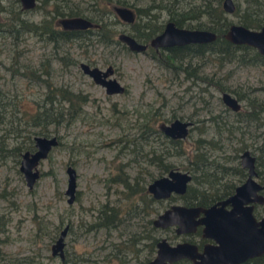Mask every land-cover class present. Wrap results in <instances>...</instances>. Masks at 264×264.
<instances>
[{"label":"rangeland","instance_id":"obj_1","mask_svg":"<svg viewBox=\"0 0 264 264\" xmlns=\"http://www.w3.org/2000/svg\"><path fill=\"white\" fill-rule=\"evenodd\" d=\"M231 1L229 11L222 0H0V264H119L110 255L116 246L133 259L145 253L148 235L190 238L150 223L170 204L189 199L149 202L138 200L139 192L127 195L125 182L138 190L167 175L159 163L186 172L187 189L212 195L239 178L235 154L247 149L264 184V56L216 38L223 22L218 8L236 23L245 6V0ZM110 2L131 8L133 19L114 16L105 8ZM53 7L92 25L42 35ZM171 13L179 25L208 29L215 38L156 53L135 51L119 39L143 44L144 32L155 34ZM82 63L109 66L108 77L122 90L107 93ZM59 88L85 96L63 118L57 108L66 109V102L57 94L48 101ZM223 93L237 101L236 110ZM153 116L158 131L145 136ZM174 119L189 123L184 136L172 138L159 128ZM35 136L55 137L56 144L39 159L28 186L20 161L36 149ZM68 166L75 171L71 201ZM260 210L264 205L257 215ZM64 228L61 251L53 254Z\"/></svg>","mask_w":264,"mask_h":264},{"label":"water","instance_id":"obj_2","mask_svg":"<svg viewBox=\"0 0 264 264\" xmlns=\"http://www.w3.org/2000/svg\"><path fill=\"white\" fill-rule=\"evenodd\" d=\"M25 5L32 3V0H23ZM222 7L225 10L233 9L231 0H222ZM113 9L122 19L132 20L133 10L125 5H114ZM58 22L63 28L86 27L92 25V22L78 15L61 16ZM224 37L234 44L250 45L258 50L259 53L264 54V23L259 28H252L242 23H230L225 31ZM215 38L214 32L205 28H190L176 25L172 20L167 21L163 30L159 34L152 37L149 41L150 46L154 48L166 47L171 45H183L187 43H203L211 41ZM119 39L125 41L131 49L135 51L144 50L147 45L136 42L133 38L121 35ZM84 73L91 76L92 79L99 85L103 86L107 93H114L121 91L119 83L108 77L111 72L108 66L106 70H101L96 66L90 67L86 64H81ZM225 104L236 110L239 105L237 101L226 93L222 94ZM188 122L174 119L170 123L160 124L161 131L171 137H182L187 132ZM35 147L33 152L25 151L22 154L20 161V170L24 173L27 180V185L31 186L33 180L37 176L35 166L40 158H43L49 148L56 144L55 137L35 136ZM244 161H247L249 174L247 177V185L244 184L236 188L234 195L227 197L218 202L220 207H216L217 203L204 208L201 206H184L180 204H173L165 209L162 213L157 215L153 220V224L160 227H165L170 224H178L177 232H182L187 228L186 224L190 225V230L195 224H204V236H208L216 240L218 245H206L202 253L194 252V247L188 243H177L170 245L165 238H162L157 243V250L155 257L150 260L148 264H169L174 260H179L184 256H191V258L198 257V264H218L236 263L244 258H251L260 256L264 253V216L257 220L251 214V206L243 207L244 213L239 218H234L233 214L238 211V207L246 201L247 203L253 199L250 195L255 196V191L259 184L256 183L251 176L253 175V159L248 150L242 152ZM68 174L67 186L65 194L69 196L68 201H71L75 190V171L72 167L66 168ZM189 180V175L180 170H170L167 175L158 177L148 184V190L155 197H166L172 191H182ZM247 188V192H246ZM247 193V194H246ZM231 203L232 209L226 210L224 206ZM242 207V206H240ZM200 212L204 215L197 221L193 220ZM244 231L246 235L243 234ZM66 232L64 228L54 245H52V253L55 254L57 250L61 251L63 236Z\"/></svg>","mask_w":264,"mask_h":264},{"label":"flooded vegetation","instance_id":"obj_3","mask_svg":"<svg viewBox=\"0 0 264 264\" xmlns=\"http://www.w3.org/2000/svg\"><path fill=\"white\" fill-rule=\"evenodd\" d=\"M114 5H118V4H110V7H111V10H113L112 12H113V14L115 15V13H116V11L113 9V6ZM115 12V13H114ZM63 16H65V15H63ZM66 16H70V15H66ZM116 16H118L119 17V15L116 13ZM172 16H173V13H171V15L168 17V19H166L165 21H164V23L162 24V26H161V28L160 29H158L156 32H155V34L154 35H152L149 39H144V42H143V44H146L147 45V48H150V49H152L155 53L159 50V49H162V48H165V49H168V50H175L176 48H182V47H185V45H187V44H183V45H171V46H166V47H158V48H154V47H152V46H150V44H149V41H150V39L152 38V37H154L155 35H157V34H159V32L161 31V30H163V28H164V26H165V24H166V22L167 21H171L172 20ZM61 16H59L58 18H60ZM58 18L54 21V25L56 26V27H59V28H61V29H69V28H63L61 25H60V23L58 22ZM120 19H121V17H119ZM176 25H178V26H181V25H179V24H177L174 20H172ZM45 23V21L42 23V25L41 26H43V24ZM236 23H239V22H236ZM229 24H230V22L228 23V25H227V27H226V29L228 28V26H229ZM261 26V25H260ZM260 26H258V27H252V28H259ZM185 27V26H184ZM190 28H202V27H193V26H191ZM226 29L222 32V35H218V34H216V38H218V39H223V40H225V41H228L225 37H224V34H225V31H226ZM230 42V41H229ZM231 43V42H230ZM188 44H195V45H197V44H200V43H188ZM247 47H250L251 48V46L250 45H246ZM252 48H254V47H252ZM257 52L256 53H258L260 56H264V54H261V53H259L258 52V50L256 49V48H254ZM142 51H144V50H142ZM139 52V51H138ZM105 89V88H104ZM225 103V102H224ZM167 136H169V135H167ZM169 137H171V136H169ZM173 138V137H172ZM33 140H34V147H35V139L33 138ZM36 148V147H35ZM247 150V149H246ZM244 151V150H243ZM242 151V152H243ZM242 152H240V154L238 153V154H235V158H236V166H235V168H234V170L236 171V173L238 174V176H239V178L237 179V180H235L234 182L232 181V182H230L226 187H224V189L223 190H221V191H219V190H217L216 191V193H214V194H210V195H203V194H201V195H199L198 197L197 196H194V198H188L189 199V201L188 202H186L185 204H180V205H184V206H194V205H196V206H201V207H204V208H207V207H209V206H211L212 204H214V203H217V206L216 207H220V204H218V202L219 201H221V200H224V199H226L227 197H229V196H231V195H234L235 194V192H236V188L237 187H240V186H242V185H244V184H246L247 185V177H248V174H249V168L247 167V161H244V158H243V156H242ZM38 163V162H37ZM254 163H255V160L253 159V169H252V171H253V175L251 176V178L256 182V183H258L259 184V187H258V189L255 191V196L254 195H250V198L251 199H253V201L251 200L250 202H248L247 203V195H246V201L244 202V203H242L240 206H242V207H238V211H236L235 212V214H233V217L234 218H239V217H241L242 216V214L244 213L242 210L245 208V207H247V205H250L252 208H251V214L257 219V220H259V219H261L262 218V216H264V210H260V212H259V215H257L256 214V209L258 208V207H261L262 205H264V184H262L260 181H258L257 180V177H258V174H259V172H258V174H257V171H256V169H255V166H254ZM37 165V164H36ZM170 170H172V168H170L166 173H168ZM189 181V180H188ZM187 181V182H188ZM187 182H186V184H187ZM149 184V183H148ZM148 184L146 185V186H142V189H143V191L145 192V198H147V200L149 201V202H153V201H155V200H161V199H165V200H167V199H169V198H173V197H179V198H181V197H185V195L189 192V189H187L186 188V185H185V187H184V189L182 190V191H179V192H177V191H172V192H170L169 193V195L168 196H166V197H155L151 192H149V190H148ZM246 192H247V188H246ZM247 194V193H246ZM197 198H202V199H204L205 198V200L204 201H201V200H196ZM184 200H185V198H184ZM191 200H193V201H191ZM191 201V202H190ZM171 205H173V204H170L167 208H169ZM244 207V208H243ZM167 208H165V209H167ZM224 208L226 209V210H230V209H232V205H231V203L229 202V203H227L225 206H224ZM164 209V210H165ZM163 210V211H164ZM162 211V212H163ZM162 212H160V213H162ZM160 213H158L157 215H159ZM150 214V213H149ZM157 215H156V217H157ZM204 214L202 213V212H200L197 216H195L194 218H193V220L195 221V220H199L202 216H203ZM155 217V218H156ZM155 218H153V219H151V221H150V223L152 224V226L153 227H155L156 225H154L153 224V220L155 219ZM159 227V226H158ZM166 228L168 227H174V231H175V234H176V237H180L181 235H191V237L190 238H188V239H184V240H178V241H176V240H174V241H172V240H167L166 239V241H167V243L168 244H170V245H174V244H177V243H183V242H185V243H188L189 245H191V246H193L195 249H194V252L196 251V253H198V254H200V253H202V251H203V249H204V246H206V245H218L219 243L216 241V240H214L213 238H210V237H208V236H204V231H203V229H204V224L203 223H197V224H195L190 230H188L189 228H190V225L189 224H186V229H185V227H184V230L182 231V232H177L176 231V229L179 227V225L178 224H170V225H167V226H165ZM148 232V231H147ZM243 234H245L246 235V232L244 231V233ZM142 239H146V241L148 242V245L147 244H145L144 245V249L146 250L145 251V253L143 252H136L135 254H134V256H133V259H126V254H125V251H126V253H127V251H129V249H124V248H126V247H124V248H119L118 246H116V248H115V250H110V252H116V253H112V254H110V255H113V257H115V260H116V263H119V264H127V263H129V261H131V263H135V262H137L138 261V264H148L149 262H150V260H152L154 257H155V255H156V250H157V243H158V241L159 240H161V239H159L158 241H156L155 240V237H153V236H150V235H148V236H146V237H144V238H142ZM141 239V240H142ZM130 250H132V249H130ZM133 252H134V250H133ZM140 253H142V255L140 254ZM142 257H141V256ZM140 256V257H139ZM264 257V253L262 254V255H260V256H254V257H251V258H244V259H242V260H239V261H237L236 263H224V262H219L218 264H247L248 263V261H252V260H255V259H262ZM139 258H142V259H140L139 260ZM125 261V262H124ZM124 262V263H123ZM178 262H183L184 264H198V262H199V259H198V257H195L194 259L193 258H191V256H184V257H182L181 259H179V260H174V261H172V262H170L169 264H177ZM252 264V263H251Z\"/></svg>","mask_w":264,"mask_h":264},{"label":"trees","instance_id":"obj_4","mask_svg":"<svg viewBox=\"0 0 264 264\" xmlns=\"http://www.w3.org/2000/svg\"><path fill=\"white\" fill-rule=\"evenodd\" d=\"M112 2H110L111 4ZM106 10L110 8V10L108 11H112L110 5L105 7ZM216 8H218V5L216 6ZM222 15H223V11L218 8ZM53 11H50V20H45L46 22L43 24V26L40 27L41 30V34L44 35L46 34L47 37L53 38L54 35L56 34V32L58 31H66V29H61L59 27H56L55 25L52 24V20L54 17H56L57 15L60 14H66V15H71L68 13H61L57 7H53L52 8ZM221 13H218L217 16L220 17V19L223 20V22L221 23V27L218 29L219 35H222V32L226 29L229 21L227 19H225L224 15L222 16ZM239 20L237 22L242 23L246 26L249 27H258L261 24L264 23V2L262 0H245V6L243 8V10H240L239 12ZM114 15V14H113ZM115 16V15H114ZM174 21L178 24L179 23V19H174ZM152 35H154V31L153 30H148L145 31L143 36H141L143 39H149ZM222 41L226 42L225 40L221 39ZM257 56H260L258 53H256ZM57 94L62 100H64L66 102V109H64L63 107L59 106L57 108V114L63 118L64 116H68L70 114H72V111L75 109H78L77 107L79 106V104L81 102L84 101L85 96L78 94V93H73L69 90L66 89H52L49 93V99L48 101L53 104L54 99H53V95ZM253 114V112H249L248 115ZM154 117V116H153ZM152 117V118H153ZM157 118L154 117V119H152V123L153 125L150 126L147 125L146 127V132H145V136L149 135L152 132H156L157 133V127L155 125ZM157 123V122H156ZM141 135L144 136V133L142 132ZM156 158V157H155ZM159 165L162 167V169H164L165 172H167L171 166L169 165H165L162 163H159ZM125 185L127 186V189L129 187V189L127 191H129L130 193L127 195H133L132 193H137L139 192L138 195V200L141 199V197H144L145 192L143 191L142 187L138 190L137 188L133 187L132 185H129V183L125 182ZM202 193H198L197 191H195L194 189H189V192L185 195V199L188 198H194V196H199ZM130 198V197H128ZM109 216V215H108ZM264 261V257L262 259H255L252 261H248L247 264H262V262Z\"/></svg>","mask_w":264,"mask_h":264}]
</instances>
